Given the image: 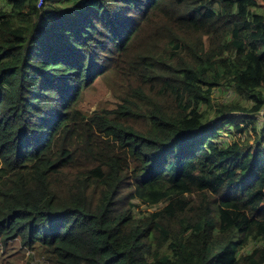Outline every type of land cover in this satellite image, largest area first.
Masks as SVG:
<instances>
[{
  "label": "trees",
  "instance_id": "1",
  "mask_svg": "<svg viewBox=\"0 0 264 264\" xmlns=\"http://www.w3.org/2000/svg\"><path fill=\"white\" fill-rule=\"evenodd\" d=\"M262 3L0 0V245L264 264ZM242 134L257 147L226 141Z\"/></svg>",
  "mask_w": 264,
  "mask_h": 264
},
{
  "label": "rangeland",
  "instance_id": "2",
  "mask_svg": "<svg viewBox=\"0 0 264 264\" xmlns=\"http://www.w3.org/2000/svg\"><path fill=\"white\" fill-rule=\"evenodd\" d=\"M40 5V4H39ZM262 8H264V3H262ZM264 11V9L262 10ZM130 18H133V15H130ZM139 25V21H138ZM120 34L118 33V36ZM110 96L109 92H105V89H99L88 93L85 96L80 108L86 114L89 109L93 113L97 108L103 106V103H107V98ZM238 100V98L232 93V91H221L218 90L213 96L214 104H220L222 102H227V100ZM109 105V104H108ZM251 107V105H246ZM264 118V112L261 114ZM243 121L239 120V124H243ZM230 132H233L231 130ZM225 136H227L225 134ZM234 140L236 142H241L242 144H249L253 148L257 147L258 138L255 135H244L238 136L236 139L227 138L226 141L232 143ZM264 142H260L259 145H263ZM39 256L35 251H31L27 246L23 245L20 242L13 243L10 246V243L3 248L0 245V264H35L39 263Z\"/></svg>",
  "mask_w": 264,
  "mask_h": 264
}]
</instances>
